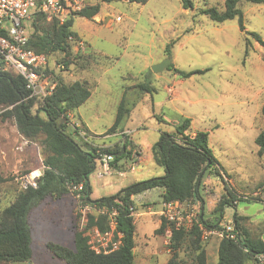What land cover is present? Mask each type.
Returning a JSON list of instances; mask_svg holds the SVG:
<instances>
[{"label":"rangeland","instance_id":"1","mask_svg":"<svg viewBox=\"0 0 264 264\" xmlns=\"http://www.w3.org/2000/svg\"><path fill=\"white\" fill-rule=\"evenodd\" d=\"M97 2L84 0L82 5ZM224 2L193 0V8L188 9L183 8L181 0L103 2V17L99 22L78 16L73 25L74 30L83 32L87 38H81L83 46L76 42L74 48L84 55L95 50L98 58L85 68L74 65L69 70L65 68L62 75L67 82L89 83L92 94L75 113L89 129L80 124L81 132L88 134L100 149L105 147L101 142L119 139L117 135L107 134V130L113 125L125 96L131 109L124 127L135 130L131 137L146 158L134 165V169L129 163L125 177L114 172L112 176L97 179L96 172L92 174L93 197L101 198L122 185L164 175L165 168L155 163L150 148L162 131L175 132L184 118H190L192 133L209 132L210 147L221 166L205 174L200 185L202 201L187 203L183 215L193 213L199 217L203 208L205 218L219 228L221 224L234 222L236 211L246 217L243 224L250 233L264 239V153L259 154L256 143V137L264 132V3L238 4L244 14L245 29L241 30L238 18L217 22L202 13L208 7L224 10ZM86 24L92 29L83 31L81 26ZM253 32L263 42L257 41ZM166 58H172L174 68L168 69L170 64L155 73L152 66ZM58 59L57 54L51 59L54 75L61 73L63 67ZM176 68L197 72L181 78ZM51 77L55 79L52 73ZM143 82L152 83V91L136 87ZM168 88H173L172 94ZM78 119L76 115L73 118ZM126 139L130 140L124 135L112 147H121ZM35 144L38 163L34 170L41 165L42 157L41 146ZM139 155V150L132 148L127 157L133 160ZM28 170L11 173L16 177L27 174ZM11 185L12 192H7L1 206L13 200L16 190L23 189L15 179ZM229 192L237 198L236 207L227 206L221 217L215 206ZM78 204V197L71 192L61 198L47 197L35 207L29 218L32 259L15 264H67L51 253L47 243L53 241L76 250L75 231L85 227L89 211L99 212L80 209ZM138 220L134 264H166L172 254L170 234L167 230L156 233L157 225L150 215ZM183 221L187 229L192 227L189 220ZM220 239L216 234L202 233L208 264L218 263ZM179 256L189 260V250L181 249Z\"/></svg>","mask_w":264,"mask_h":264},{"label":"trees","instance_id":"2","mask_svg":"<svg viewBox=\"0 0 264 264\" xmlns=\"http://www.w3.org/2000/svg\"><path fill=\"white\" fill-rule=\"evenodd\" d=\"M112 1L98 0L96 4H85L62 24L56 20H48L41 11L33 14L29 44L36 51L49 55L50 65L45 72L50 76L52 73L55 79L51 78L56 82L54 92L47 98H29L24 78L13 69L2 70L0 60V127L5 123H12L24 139L38 143L41 146L43 163L38 187L16 190L12 196L13 200L4 206H1V203L7 195L2 193L1 188L7 186L8 190H12L11 184L15 175L6 174L0 168V264L28 262L32 259V227L29 219L32 210L47 197L61 198L71 192L79 194L83 204L90 205L99 212H89L85 227L75 231L76 250L49 241L47 247L51 253L67 264H134L137 223L133 213V197L148 189L161 187L164 189L163 202L179 201L187 204L198 199L202 201V179L208 171L220 165L210 147L209 132L196 131L193 134L191 119L184 118L176 126L175 132L162 131L159 140L152 147L156 163L165 168L164 175L134 182L115 194L96 199L91 197L90 176L96 170V161L100 156L98 150L102 154H114L112 166H116L117 162L132 153L134 145L131 140L126 139L121 147L106 146L100 149L87 138L88 134L83 135L77 126L70 124L69 112L75 111L85 103L92 90L85 80L67 82L62 72L65 68L69 70L72 65L85 68L95 57L98 58L95 51L84 55L74 48V44L81 38L73 29V25L78 16L93 19L100 12L103 2ZM127 1L146 3L148 0ZM243 1L264 3V0H225L224 10L208 7L202 10V13L217 22L238 18L240 28L244 30V14L238 7ZM181 3L185 9L194 6L193 0H181ZM0 34L6 35L3 30H0ZM252 35L257 41L263 42L257 33L253 32ZM170 44L166 47L167 51L170 50ZM55 54L59 56L57 62L63 67L60 69L61 73L54 75L51 59ZM171 68H174L172 63L168 69ZM175 71L181 78L190 77L197 72L178 68ZM151 84L143 82L136 87L141 91H152ZM130 109L131 104L124 96L107 134L124 132V122L130 116ZM262 114L264 115V102ZM256 143L259 146V154H263L264 132L256 137ZM130 145L131 149H128ZM122 149L124 152L119 156L118 153ZM80 185L81 189L73 190L75 186ZM236 201V196L229 192L219 200L215 211L222 217L227 206L236 207ZM112 211H116L115 237L118 238L121 234V242L118 248L109 253H98L89 243L88 231L94 227L101 232L109 230ZM245 218L234 212L233 219L240 232V239H220L217 264H261L259 258L264 256V239L250 233L243 224ZM199 220L209 229L216 224L205 218L203 208ZM165 230L170 234L172 251L166 264H208L202 230L198 223L193 224L190 229L176 228L174 223L162 217L155 232L161 234ZM181 249L189 250V260L179 256Z\"/></svg>","mask_w":264,"mask_h":264},{"label":"built area","instance_id":"3","mask_svg":"<svg viewBox=\"0 0 264 264\" xmlns=\"http://www.w3.org/2000/svg\"><path fill=\"white\" fill-rule=\"evenodd\" d=\"M82 4L83 0H0V30L6 33V35L0 34L1 69L4 71L13 69L24 78L25 87L29 91V98H47L56 87V82L45 72L47 66L50 65L49 55L36 51L29 44L33 14L41 11L48 20H56L62 24L73 15L74 11L80 10L84 6ZM117 20H121V17H118ZM79 43L83 46V42L79 41ZM168 92L172 94L173 88H168ZM130 133L131 131L123 132L124 135ZM98 152L100 156L96 161L95 172L98 178H102L111 174L115 155L111 153L102 154L100 150ZM40 174L41 171L36 170L25 175H18L15 180L23 189L36 188ZM81 188V185L75 186L73 190ZM75 195L78 197L80 209H94L90 205L83 204L79 194ZM184 210L185 206L179 201L165 202L162 216L174 223L176 228H184L183 220L186 218L192 224L198 223L202 233L216 234L221 239L226 238L235 241L240 239V232L234 222L229 221L221 224L219 228L209 229L200 222L197 215L188 213L187 216H184ZM115 215L116 211L110 213L111 228L109 230L101 232L97 227L89 230V243L98 253H109L120 245L121 234L118 238L115 237L117 225ZM90 231H92L91 234ZM259 259L261 264H264V256Z\"/></svg>","mask_w":264,"mask_h":264},{"label":"crops","instance_id":"4","mask_svg":"<svg viewBox=\"0 0 264 264\" xmlns=\"http://www.w3.org/2000/svg\"><path fill=\"white\" fill-rule=\"evenodd\" d=\"M104 3H106V2H104ZM91 4H93V3H91ZM102 5H103V3H102ZM102 5H101L100 12L93 19H89V20H92L94 22L100 21V19L103 17L102 13H101ZM81 29L83 31H87V30L92 29V26H88L87 24L82 25ZM77 33L79 34L80 38L83 37V38H85V40H87V38L83 32L77 31ZM87 44H88L89 48L91 50H93L91 44L88 41H87ZM181 81L182 80H180L178 82H181ZM75 111L69 112L68 116H69L70 124L74 125V127L77 126L78 130L80 132H81V129L79 127L80 124H83L85 126V128L88 129L87 126L81 120V116L77 115L75 113ZM75 115L79 118L76 121L73 120ZM7 124H12V123H5L4 125H2L0 127V168H1V170L4 171L6 174L11 173V172H17V171L24 170V169H29L28 173L32 172V171H36V170L41 171L43 169L42 158L40 159L41 165L37 169L34 170V167L38 163V159H37L36 153H35V145L36 144L32 143V142L29 143L26 140H24V138L20 135L16 125L12 124V125L8 126ZM126 131H131V134L126 135V136H129L130 140L133 142V145L135 147V148H133V151L139 150L141 155L138 156L139 157L138 159H133V160L130 159L131 157L122 158L119 162L116 163V166H112L111 174H108L105 176H112V173L116 172L120 177H125L126 176V168H128L129 163H132L131 169H134L135 168L134 165L140 164V163L144 162L146 159L143 156L142 150L139 149L138 144L131 137V135L133 134V132L135 130L124 127V132H126ZM84 133H82V134L85 135ZM111 135H117V136H119V139L115 142H109V143L105 142V141L101 142L105 147L106 146H113V145L117 144L124 137L123 132L122 133H114ZM111 135H107V137H109ZM87 138H89V137H87ZM158 140H156V142ZM91 141H92V143L94 142L93 140H91ZM93 144H95V143H93ZM153 145L150 148V153H151L152 158L154 159L153 152H152ZM128 149H131V145L128 146ZM39 154H40V150L38 149V155ZM154 161H155V159H154ZM155 163H156V161H155ZM157 165H159V164H157ZM159 166H161V165H159ZM94 173H95V171H94ZM94 173H93V175H94ZM105 176H103V177H105ZM95 178L101 179V178H98L96 175H95ZM90 183H91V181H90ZM111 184H112V182H110L106 185L108 186ZM128 185H130V184L122 185V186H120V188H118L119 190L112 192V193H109L108 195L115 194L118 191H120L122 188H124ZM1 189H2V193H4V194L5 193L7 194L8 191H9V193L12 192V190H8L9 187H7V186H3ZM163 190L164 189L161 187H155L152 189H148L142 193L136 194L133 197L134 203H135V210L133 213L136 217V223H137V221H139L138 219H140L141 217H144L146 215H150L152 217V220L156 223L157 228L159 227V225L161 224V221H162V217H163L162 216V210H163L164 203H165L162 201ZM91 197L96 199L95 197H93V188H92ZM183 205L186 206L187 204H183ZM217 245H219V241H218ZM217 251H218V248H217Z\"/></svg>","mask_w":264,"mask_h":264},{"label":"water","instance_id":"5","mask_svg":"<svg viewBox=\"0 0 264 264\" xmlns=\"http://www.w3.org/2000/svg\"><path fill=\"white\" fill-rule=\"evenodd\" d=\"M172 63V58H166L164 61L160 62V63H157L155 65L152 66V70L155 72V73H159L161 71H163L165 68H167L170 64ZM124 152V149H122L118 155H122Z\"/></svg>","mask_w":264,"mask_h":264}]
</instances>
